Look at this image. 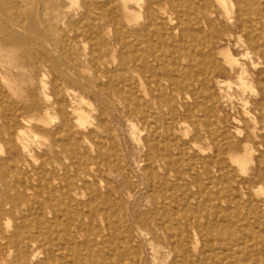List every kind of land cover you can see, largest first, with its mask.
<instances>
[{
  "label": "bare ground",
  "instance_id": "1",
  "mask_svg": "<svg viewBox=\"0 0 264 264\" xmlns=\"http://www.w3.org/2000/svg\"><path fill=\"white\" fill-rule=\"evenodd\" d=\"M25 1L0 0V144L4 146L0 149L2 264H43L46 261L81 264L84 259L81 248L86 249L88 245L92 248L89 253L92 260L88 264H111L104 255L106 245L112 242L113 218L123 219L126 215L122 203L113 198L114 187H107L109 183L102 179L103 167L109 164L99 155L106 149L108 154L113 153L114 149L106 146L110 137L100 134L98 116L83 109L87 102L68 85L75 77L67 76L61 69L62 65L71 64L65 53H75L70 40H79L84 56L74 62L75 73L83 76V69H88L95 78L110 77L109 83L100 87L104 90L106 105H121H115L114 109L121 108L123 113L126 110L129 116L140 117L147 124L149 90L146 83L150 73H161L173 88L175 95L167 101H173L174 97L187 100L189 95L185 88L191 85L194 91L205 89L207 75L221 73L223 65L230 75L236 76V84L242 91L250 89L252 81L263 83L264 87V45L261 43L264 0H213L226 23H231L234 13L233 27L225 30L226 43L215 52L221 57L220 65L216 60L211 62L212 55L208 51L202 57L197 56L193 45L184 42L183 32L179 34L182 13L174 0H84L82 13L76 19L68 18L59 42L45 27L41 29L32 23L35 15L27 7L29 1ZM200 1V10L209 11L208 1ZM242 11L246 16L242 17ZM140 19L144 20L142 25H132ZM207 20L204 18V26L210 27ZM11 28L24 31L25 35L19 38L8 33ZM151 28H157L163 38L159 47L145 40ZM69 32H72L70 36ZM210 32L215 31L210 29ZM231 38L236 40L233 48L241 49V59L230 46ZM206 54L210 58H203ZM53 67L57 68L59 77ZM11 68L30 71L41 68L51 78L46 79L42 74L38 90L30 84L20 89L24 92L21 96L19 90L10 88L8 71ZM214 84L219 89L224 85L219 78H215ZM261 97L264 99V91ZM160 98L163 100V96ZM263 102L262 106L255 103L252 109L244 106L242 116L234 118L236 123L245 122L246 117L251 121L244 140L257 138L256 123L264 120ZM192 105L198 106V102ZM187 108L183 106L184 115L191 114V107ZM105 109L106 106L95 112L101 114ZM51 118L56 119L54 125H50ZM44 128L42 135L39 129ZM207 131L212 134L210 128ZM240 131L237 132L240 134ZM39 138L46 142L43 146L35 142ZM143 144L149 151V144ZM243 145V152L228 155L229 161L242 171L252 161L247 144ZM217 147L219 151L220 146ZM146 157V160L164 161L163 157H150L148 153ZM71 167L77 173L75 177L69 174ZM152 174L158 176L153 168L148 175ZM159 183L161 185V179ZM159 188L148 192L150 214L164 208L167 202L166 193L161 186ZM14 215L16 219L11 220ZM49 216L54 223L61 220L64 230L56 239L58 262L45 252V235L40 229L53 223H49ZM26 226L29 230L22 234L21 229ZM32 229L39 230L35 233ZM27 241L30 250L26 247ZM126 242L116 239L122 251L129 250ZM73 246L77 250L71 251Z\"/></svg>",
  "mask_w": 264,
  "mask_h": 264
},
{
  "label": "rangeland",
  "instance_id": "2",
  "mask_svg": "<svg viewBox=\"0 0 264 264\" xmlns=\"http://www.w3.org/2000/svg\"><path fill=\"white\" fill-rule=\"evenodd\" d=\"M28 1L26 6L35 15L32 23L38 28H46L45 31L58 42L66 30V21L68 18L76 19L82 13L84 3V0ZM207 1L209 11L202 12L200 0H174L182 13L179 34L183 32L184 42L193 45L195 55L201 56L208 51L212 55L211 62L216 60L220 65L221 57L215 52L217 47L226 43L225 30L233 27L234 13L231 14V23H226L220 8L214 5L213 0ZM26 6L23 8L27 9ZM242 14V17L246 16L244 11ZM204 18H208L211 28L204 26ZM143 22L140 19L132 25L139 26ZM210 29L215 32H210ZM23 32L8 30L19 38L25 35ZM158 32L157 28H151L145 36V40L155 47L163 41ZM71 34L69 32V36ZM70 41L75 53H65L71 64L62 65L61 69L67 76L75 77L69 80L68 85L87 102L83 109L98 116L102 129L100 134L110 137L106 146H112L114 152L108 154L106 147L99 155L109 164L103 167L101 175L109 183L107 187H114L116 193L113 198L115 202L122 203L126 215L123 219L113 218L112 242L106 245L104 256L111 264H264V120L259 119L256 123L257 138L247 140L243 135L251 121L247 117L245 122L236 123L234 120L242 116L244 106L252 109L255 103L263 105V83L252 81L251 88L242 91L236 84V76L230 75L223 65L221 73L207 75L205 89L194 91L191 85L185 88L189 95L187 100L174 97L173 101H167L175 95L173 88L168 86L161 73H150L146 83L149 121L144 124L140 117L129 116V112L125 110L123 113L121 108L114 109L115 105H121H106L104 90L100 87L108 84L110 77L95 78L88 69H83V76L75 73L74 62H79L84 56L79 40L72 38ZM235 41L231 38L232 48ZM261 43L264 45V37ZM233 51L238 53L239 59L242 58L241 49L233 48ZM55 55L59 56V53L55 52ZM203 58L210 57L206 54ZM52 70L60 76L57 68ZM8 73L10 88L19 90L21 96L24 92L20 89H26L30 84L38 90L42 74L46 79L51 78L41 68L31 71L11 68ZM215 78L223 81L220 89L214 84ZM160 95L163 100L159 99ZM194 101L198 106L192 105ZM104 106L107 109L101 114L100 111L95 112ZM183 106L191 107V114L184 115ZM49 122L54 125L56 119L51 118ZM209 128L212 134L207 131ZM45 130L39 129L42 135ZM35 142L39 146L46 143L42 138ZM143 142L149 144V151ZM244 143L252 161L242 171L229 161L228 155L243 152ZM216 145L220 146L219 151ZM0 149H4L2 144ZM147 153L150 157H163L164 161L146 160ZM152 168L160 178L148 175ZM69 174L75 177L77 173L71 167ZM160 186L166 193L167 202L164 208L150 214L148 192L160 190ZM48 218L52 223L51 216ZM60 222L53 221L49 227L40 228L45 235V252L57 262L60 258L56 239L64 231ZM27 230V226L22 228V234ZM32 230L37 233L39 229ZM116 239L127 240L129 250L122 251ZM25 244L30 250L29 241ZM87 248H81L84 255L81 264L92 260L89 254L92 248L89 245ZM75 250L77 247L73 246L71 251ZM43 264L52 263L46 261Z\"/></svg>",
  "mask_w": 264,
  "mask_h": 264
}]
</instances>
